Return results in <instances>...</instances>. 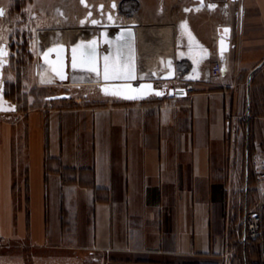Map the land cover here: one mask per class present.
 Segmentation results:
<instances>
[{
	"label": "crops",
	"instance_id": "obj_1",
	"mask_svg": "<svg viewBox=\"0 0 264 264\" xmlns=\"http://www.w3.org/2000/svg\"><path fill=\"white\" fill-rule=\"evenodd\" d=\"M130 1L161 25L150 42L175 24L206 59L192 75L220 59L223 77L178 98L0 111V230L94 264H264V234L245 239L264 195V0Z\"/></svg>",
	"mask_w": 264,
	"mask_h": 264
},
{
	"label": "rangeland",
	"instance_id": "obj_2",
	"mask_svg": "<svg viewBox=\"0 0 264 264\" xmlns=\"http://www.w3.org/2000/svg\"><path fill=\"white\" fill-rule=\"evenodd\" d=\"M89 1L0 0V12H2L0 14V46L4 44L9 48V51L11 50L8 63L3 66L4 93L7 98L12 99L16 107L26 110L46 102L68 99L80 102L116 98L127 99L125 95L112 93L121 92L112 90L106 92L99 85H80L72 82L44 83L40 80V73L43 70L39 54L41 28L46 29L61 25L66 27L70 25L69 28H76L81 18L86 16L90 10H92V15H89L88 19L101 18L102 16L104 21L108 23L122 22L124 18L132 16L131 13L124 12L121 8L114 9L110 6L109 0ZM115 2L124 7L126 0H115ZM101 3L105 4L103 11L98 8ZM69 4L71 7H63V5ZM61 7L64 8L62 12L59 11ZM106 12L111 14L108 13L109 16H107ZM101 26L103 25L99 27ZM155 95L152 94L151 96ZM9 103L11 106L15 105L11 101ZM238 130L243 145L245 125L242 123ZM86 259L87 255L84 253L75 254L68 250L50 246H35L27 239L9 238L0 230V264H94Z\"/></svg>",
	"mask_w": 264,
	"mask_h": 264
},
{
	"label": "water",
	"instance_id": "obj_3",
	"mask_svg": "<svg viewBox=\"0 0 264 264\" xmlns=\"http://www.w3.org/2000/svg\"><path fill=\"white\" fill-rule=\"evenodd\" d=\"M114 9L121 8L120 3L112 1L110 3ZM92 6V5H88ZM105 4L101 3L98 8L103 11ZM92 10L88 12L86 16L81 18L78 27L93 26L94 24L103 25L105 27H120L123 26V22L108 23L104 21V18L88 19ZM110 12H106L109 16ZM94 23V24H93ZM105 23V24H103ZM134 25L128 24L129 33L132 36L122 42H118L114 53L119 61L120 73L125 80L134 79L135 88L146 89L150 87L148 91H144L141 94L127 95L123 93H116L125 95L127 99L137 100L145 99L152 94L163 95L164 90L154 88V83L157 80L173 79L179 74V69L185 61L191 62V71L186 74L187 80H199L198 73L196 76L192 75L193 71H198L200 67L204 65L206 59L201 58L194 59L190 50L183 47V43L179 38L176 31V25L170 24L168 27V33L164 35V38L155 43L149 41L150 38H145L144 32L141 30H132ZM70 26V25H69ZM67 26V27H69ZM73 27V26H72ZM102 38L99 33L91 32H77L69 36V38H63L62 40L45 44L42 42V38L39 34V54L41 58V64L44 66L43 71L40 73V80L44 83H67L77 82L76 72H89L90 74L100 77L101 72L107 70V56L108 54L101 50ZM143 48V50L141 49ZM229 49V42L227 34L221 32L219 38V50L227 51ZM10 51L3 49L2 54L9 56ZM5 62L4 64H7ZM4 66V65H3ZM1 78V77H0ZM91 80V81H90ZM88 82L97 81L92 78L87 79ZM121 85V84H118ZM5 83L0 89V111H6L10 109H16V105L11 106L10 101L7 99L4 93ZM123 86V85H122ZM103 91L104 89L100 86ZM153 90V91H152ZM106 92H111L109 89ZM170 95L187 96V91L184 87L169 90ZM57 97V96H55Z\"/></svg>",
	"mask_w": 264,
	"mask_h": 264
},
{
	"label": "bare ground",
	"instance_id": "obj_4",
	"mask_svg": "<svg viewBox=\"0 0 264 264\" xmlns=\"http://www.w3.org/2000/svg\"><path fill=\"white\" fill-rule=\"evenodd\" d=\"M133 2L127 0L124 3L123 11L124 12L128 11V13H131L132 16L127 17L126 19L124 18L123 22L121 23L123 26H120V27H110V26L99 27L100 25L93 23L94 25L91 27L86 26L83 28L81 27L69 28V27H66L65 25H61L60 23H58L61 26L50 27V28L48 27L46 29L41 28L40 36L42 38V42L44 43V45L62 40L65 37L69 38L71 34L81 32V31H85V32L93 31L101 35V38H102L101 50L103 52L105 51L108 54L107 56L108 58L106 62L107 70L105 72H101L100 77H96L95 75L90 74L89 72H82V71L76 72L75 78H77L78 81L75 82V84H80V85L90 84L94 86L99 85V86H102L104 89H107V90L109 89V91L112 90V91H117L121 93H130V94H141L144 91L150 90L149 89L150 87L146 89L135 88L134 84L135 82H137V80L135 81L134 79H131V80L123 79L120 73V67L118 64L119 61L117 59V56L114 53V49L118 42L126 41L132 36V34L129 33V28L127 26L128 24H131V23L139 24V25H134L132 27V30L134 31L141 30L142 32H144L145 38H149V34H148L149 30L154 32L156 29L154 25L147 26L146 23L143 20H141V18H139V16L136 14L138 12L137 5ZM4 48L9 50V48L5 46L4 44L0 46V77H1L0 78V89L4 82L2 78V75L4 73L3 65L5 62H8L9 60L8 55L2 54V50ZM141 49L143 50V48ZM43 69H44V66H43ZM105 76H107V79L105 78ZM90 78L97 80V81L88 82L87 79H90ZM118 84H121V85H118ZM154 88H157L155 84H154Z\"/></svg>",
	"mask_w": 264,
	"mask_h": 264
},
{
	"label": "built area",
	"instance_id": "obj_5",
	"mask_svg": "<svg viewBox=\"0 0 264 264\" xmlns=\"http://www.w3.org/2000/svg\"><path fill=\"white\" fill-rule=\"evenodd\" d=\"M208 1L209 2H225L229 0H208ZM10 54H11V50H10ZM184 63L181 65L179 69V74L175 78L168 79V80L155 81L154 83L155 86L165 91L163 95L161 96L155 95L156 97H160V98L181 97L177 95H170L169 90L171 88L177 89V88H182V87L186 89L187 95H192L196 89V82H200L202 80L210 81L213 78H222L225 73V68H224L222 61L220 59H217V60H214L210 65H208L205 68L202 77L198 76L199 80H187L185 76L186 74L189 73V71L186 69V64ZM141 100L142 99L138 101L140 102ZM263 211H264V195L256 200L254 205L251 207V209L246 214V218H245V223H246V228H247L246 238H245L246 241L257 239L264 234Z\"/></svg>",
	"mask_w": 264,
	"mask_h": 264
},
{
	"label": "trees",
	"instance_id": "obj_6",
	"mask_svg": "<svg viewBox=\"0 0 264 264\" xmlns=\"http://www.w3.org/2000/svg\"><path fill=\"white\" fill-rule=\"evenodd\" d=\"M244 143L246 144V146L250 147V138H249V135H248V130H247V126L245 125V139H244ZM250 152V151H249ZM258 239V238H257Z\"/></svg>",
	"mask_w": 264,
	"mask_h": 264
},
{
	"label": "snow or ice",
	"instance_id": "obj_7",
	"mask_svg": "<svg viewBox=\"0 0 264 264\" xmlns=\"http://www.w3.org/2000/svg\"><path fill=\"white\" fill-rule=\"evenodd\" d=\"M0 14H2V12H0ZM105 78L107 79V76H105ZM107 91V90H106Z\"/></svg>",
	"mask_w": 264,
	"mask_h": 264
}]
</instances>
